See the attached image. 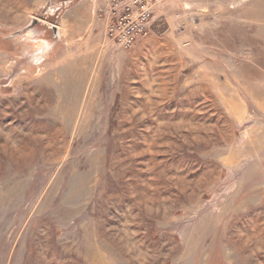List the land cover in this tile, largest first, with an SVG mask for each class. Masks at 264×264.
<instances>
[{"label": "rangeland", "instance_id": "rangeland-1", "mask_svg": "<svg viewBox=\"0 0 264 264\" xmlns=\"http://www.w3.org/2000/svg\"><path fill=\"white\" fill-rule=\"evenodd\" d=\"M96 6L0 0V264H264V0Z\"/></svg>", "mask_w": 264, "mask_h": 264}, {"label": "built area", "instance_id": "built-area-1", "mask_svg": "<svg viewBox=\"0 0 264 264\" xmlns=\"http://www.w3.org/2000/svg\"><path fill=\"white\" fill-rule=\"evenodd\" d=\"M168 0H96L95 14L104 21L108 40L121 50H131L151 35L154 18Z\"/></svg>", "mask_w": 264, "mask_h": 264}, {"label": "water", "instance_id": "water-1", "mask_svg": "<svg viewBox=\"0 0 264 264\" xmlns=\"http://www.w3.org/2000/svg\"><path fill=\"white\" fill-rule=\"evenodd\" d=\"M57 30L56 26L35 19L26 28L13 33L11 38L21 37L28 33H34L37 41L44 43L45 46L49 48L55 45L58 41Z\"/></svg>", "mask_w": 264, "mask_h": 264}]
</instances>
